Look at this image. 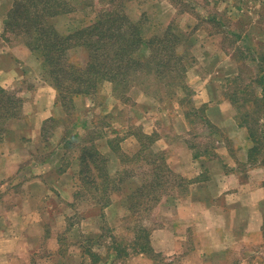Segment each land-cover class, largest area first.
<instances>
[{"label": "rangeland", "instance_id": "rangeland-1", "mask_svg": "<svg viewBox=\"0 0 264 264\" xmlns=\"http://www.w3.org/2000/svg\"><path fill=\"white\" fill-rule=\"evenodd\" d=\"M65 2L71 12L50 20L60 33L66 35L77 31L80 26L84 28L102 13H116L132 23L141 21L140 29L146 40L151 36L160 39L166 36L174 41L173 51L181 54L183 66L180 71L177 69L176 74L172 69V73L168 72L167 77L161 80L156 77L151 81L144 80L139 84L134 83L130 88H118L115 93L111 85L106 83L97 93L75 97L70 104L65 103L64 108L60 107L63 120L49 123L46 136H50V139L44 142L41 148L43 152H38L39 158L45 156L52 161V168L39 178L36 195L44 200L32 208L23 204L15 207H21L22 212L24 207L30 216H35L38 226L32 225L31 229L44 230L42 245L45 251L42 255H45V262L51 261L46 250L50 243L48 239L54 236L60 261L61 257L64 258L63 264H67L69 257L70 264H83L84 255L87 263L92 264H131L132 261L144 264L151 253L150 249L149 252H141L140 243L148 241L144 236L152 228L162 227L159 219L164 210L158 208L159 204L169 195L182 198L188 192L186 183L179 180V176L171 174L169 170H155L159 165L161 168H164L163 164L167 167L165 148L169 150L170 147L180 146L183 138L188 139V144L195 151L202 152L205 148L202 142L211 139L207 132L201 133L202 126L205 128L206 124L201 120V99L193 88H197L201 80L203 83L209 81L212 88H227L229 94L238 93L240 88H260L256 81L261 76V66L258 67L253 55L260 53L257 57L259 60L264 56V0ZM64 8L62 6L61 11ZM252 45L256 46L253 48ZM68 59L82 72L90 57L82 48L75 47L68 52ZM172 63L169 62L170 66ZM181 73L183 80L179 77ZM197 79H200L198 83ZM66 84L72 88V84ZM33 86V81H30L26 88ZM240 93L252 99L249 89L246 93ZM13 98L7 99L11 101L13 111L18 112L20 104ZM73 124L75 130L72 135L77 137L68 147L66 141L69 139L65 138V131ZM52 132L54 134L50 135ZM59 136L61 139L57 142ZM210 146L213 143L210 142ZM71 152L75 154L74 160L70 159ZM81 154H86L88 161L91 155H95L98 164L101 162V176L97 182L99 190L94 191L86 180L83 181L85 174L78 173L77 181L74 182V176L70 177V186L74 182L75 190L72 195L63 190L68 185L66 181H59L57 186L58 169L61 171L67 166L75 172L83 169ZM23 175V172L16 173L12 179L14 182L20 177L21 184L0 187V199L23 198ZM160 176L161 184L157 179ZM55 187L61 194L57 193ZM113 188H119L109 193L110 199L115 198V203L105 208V213L96 202L101 200L102 203L106 190ZM12 207L7 204L3 208ZM10 219L6 220L10 225V230L5 232L8 236L6 244H19L15 237L18 236L16 231H19V225L13 220V215ZM6 221L0 220V224ZM87 229L90 230L85 231ZM89 234H101V237L85 239ZM209 242L213 247L220 245L218 239L213 242L210 238ZM1 243L3 241L0 238ZM262 244L246 248L249 251L246 256H243L246 252L236 249V253L230 254L225 261L234 263L246 258L255 262L260 259L264 263V242ZM70 250L74 255L68 253ZM109 254L112 257L108 258ZM171 258L172 264H182L180 253L166 257L161 254L154 261L163 264ZM38 260H41L40 257Z\"/></svg>", "mask_w": 264, "mask_h": 264}, {"label": "crops", "instance_id": "crops-1", "mask_svg": "<svg viewBox=\"0 0 264 264\" xmlns=\"http://www.w3.org/2000/svg\"><path fill=\"white\" fill-rule=\"evenodd\" d=\"M12 6V0H0V94L9 99L14 97L21 109L13 111L11 101L0 106V187L21 184L20 177L12 182L16 173L23 172L24 182L23 198L0 199V220H12L13 215L19 225L18 236H15L19 244L7 245L5 232L10 230L9 221L0 224L3 241L0 264H63L64 258L60 261L54 236L48 239L50 243L46 250L51 261L45 262V255H42L45 251L42 245L44 230L31 229L30 226L37 224L35 216H30L24 207L23 212L21 207H15L23 204L32 208L44 200L36 195L39 178L52 168V161L45 156L39 158L38 152H43L44 142L50 139L46 136L49 123L63 120V112L57 90L43 78L41 61L22 40L5 30V20ZM30 81L34 86L26 88ZM199 81L197 79L196 83ZM196 87L193 90L201 99L204 116L201 120L206 124L201 133L207 132L211 139L202 142L205 146L202 152L195 151L188 139L183 138L180 146L165 148L169 171L186 183L188 192L182 198L169 195L159 204L158 208L164 210L159 219L162 227L152 228L147 235L151 259L144 264H162L154 261L157 256L179 253L182 264H264L260 259L256 262L246 258L234 263L225 261L230 254L236 253V249L246 252L243 255L246 256L249 253L246 248L264 242V154L256 160L250 156L258 146L257 141L264 143V88H240L238 93L229 94L227 88H212L209 81L203 83L202 80ZM247 89L252 99L240 93H246ZM61 136L57 137V142ZM65 138L69 139L66 144L70 147L72 139ZM71 153L70 159L74 160L75 154ZM72 171L68 166L61 171L58 169L57 186L59 181H66L68 185L63 190L73 195V184L82 168L78 172ZM71 176H74V182L70 186ZM55 190L61 194L56 187ZM114 200L111 198L107 207L115 203ZM7 204L13 207L4 209ZM107 207L99 209L107 213ZM99 237L101 234H89L85 239ZM210 238L213 242L218 239L220 245L210 246ZM68 253L74 255L71 250ZM69 258L67 264H70ZM171 260L167 259L163 264H170ZM83 264H92L87 263L85 255ZM131 264L142 263L132 261Z\"/></svg>", "mask_w": 264, "mask_h": 264}, {"label": "trees", "instance_id": "trees-1", "mask_svg": "<svg viewBox=\"0 0 264 264\" xmlns=\"http://www.w3.org/2000/svg\"><path fill=\"white\" fill-rule=\"evenodd\" d=\"M12 2V9L5 20V30L22 40L41 61L43 78L57 90L58 102L63 108L65 103L70 104L75 97H87L94 92L97 93L106 83L111 85L115 93L118 92V88H130L134 83L139 84L144 80L151 81L155 77L161 80L167 77L168 72L172 73V69L176 74L177 69L180 71V67L183 66L181 54L173 51L175 42L166 36L164 39L151 36L146 40L140 29L141 21L132 23L116 13H102L92 24L84 28L80 26L77 31L65 35L57 31L50 22L51 18L71 12L65 0H12ZM62 6L65 8L61 11ZM75 47L82 48L90 57L86 61L87 67L82 72L68 59V52ZM256 54L253 55V60L258 61V67L261 66L262 71L256 83L260 88H264V56L259 60L257 57L261 54ZM170 61L173 62L171 66ZM179 77L183 80L182 73ZM66 82L72 84V88ZM5 101L10 100L0 94V106H4ZM73 129L75 130L74 124L67 128L65 137L75 140L77 135H72ZM257 144L250 154L255 160L260 154H264V143L259 140ZM86 156L83 154L80 158L83 169L79 175L85 174L83 181L86 180V183L96 191L99 190L97 182L101 176L102 164L101 162L98 164V160L95 159L97 156L91 155L93 159L89 161ZM161 167L156 166L155 170L159 172L169 170L164 164V168ZM161 178L162 176L157 177L159 184L162 183ZM118 190L119 188L106 190V197H102V203L101 200L96 203L101 208L107 207L110 204L109 193ZM139 192L144 195L142 191ZM146 238L147 236H144V239ZM140 245L141 252H149L148 242ZM110 257L112 254L108 255V258Z\"/></svg>", "mask_w": 264, "mask_h": 264}]
</instances>
